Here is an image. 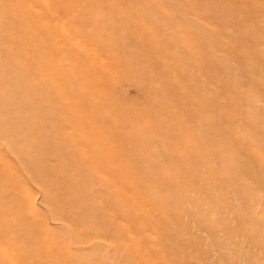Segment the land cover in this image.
I'll return each instance as SVG.
<instances>
[{"label": "rangeland", "instance_id": "1", "mask_svg": "<svg viewBox=\"0 0 264 264\" xmlns=\"http://www.w3.org/2000/svg\"><path fill=\"white\" fill-rule=\"evenodd\" d=\"M69 6L54 18L39 3L34 10L44 13L41 24L62 26L67 47L95 54L97 71L88 75L85 59L69 52L62 56L69 77L34 55L15 67L3 51L0 81L11 84L0 82V106L58 105L59 96L89 86L87 102L105 117L100 128L112 129L110 166L63 168L70 181L78 171L72 176L93 195L74 202L61 176L33 177L0 133V154L14 173L8 190L28 206L12 216L11 203L0 205L2 218L19 223L8 239L0 236V264H264V0ZM25 14L21 3L0 0L1 48L34 47ZM50 75L62 93L49 88Z\"/></svg>", "mask_w": 264, "mask_h": 264}, {"label": "bare ground", "instance_id": "2", "mask_svg": "<svg viewBox=\"0 0 264 264\" xmlns=\"http://www.w3.org/2000/svg\"><path fill=\"white\" fill-rule=\"evenodd\" d=\"M14 1L16 3H21V6L24 9H26V12L29 14L28 18L27 15L25 14L23 19L27 21L28 19L32 18L30 22H33L34 25L32 28V34L36 36V39H34L36 44H34V47L33 46L31 48L27 47L28 48L27 50L26 49L19 50L18 48H16L15 50L3 49V47L2 48L0 47V53L2 54L4 51L6 55L10 58L8 60L11 62V64L15 65V67H18L21 64V62H23L22 60L29 59V56L33 57L34 55L35 57L38 56L40 58H44V60L49 59V61L52 62V64L49 66H51L52 69L53 68L55 69V73L61 72L62 74L64 70V64H63L64 61L62 60V56L68 54L69 52V54L70 53L74 55L76 54L80 58L82 56V58L85 59V61L84 60L83 61L85 62V71L88 75H91L93 74V72L97 71L95 69L96 68L95 64L91 65V62H94V60L92 59H94L93 55L95 54L86 51L84 49L86 47L80 48L79 47L80 45L78 46V49L76 47H73V44H75L73 43V41H72L73 43L72 47L69 46L67 47V45L63 43L62 40V38L65 37L62 26L53 25L52 27L49 28L44 25L45 23L43 24V21L41 24L40 23V20H42L41 16L44 13H38L35 12L34 10L35 6L39 3L46 10L47 17L54 18L55 14H53L52 16L51 13L52 11L56 12L57 14H59L58 12L69 11V8L72 9V7L69 6V1H74V0H14ZM222 1H226V0H222ZM34 17H36L38 21H35ZM55 20L56 19H54V21ZM26 21L23 20L22 22L25 23ZM65 39H66L65 42L67 43V39L69 38H65ZM24 43H27V41H25ZM24 43H22L21 40L18 41L19 47H21V45L23 46ZM19 54L20 56L18 58H14ZM76 55L74 57H77ZM23 56L25 57L20 59ZM94 57L98 59L97 56ZM100 65H101V61H100ZM56 70L58 71L56 72ZM63 74L67 75L68 77L70 76L69 74H66V72H64ZM53 75L49 76V77H53V79H48L47 77L46 82L48 81L49 88L56 90L58 92V89H60L59 85H61V83L58 80H56L57 78L55 79ZM35 77L36 74L29 75L25 78V80L23 79L21 83H29V82L32 83L34 82ZM0 82L7 87H9L8 84H11L9 80L7 81L1 80ZM88 87L89 86L86 85L78 86L77 89L78 92L75 95L61 94L62 96H59L58 105H40V104L22 105L21 104L22 106H18L16 108L17 109L16 112L13 111L15 108L10 110L8 108L0 106V133L2 136L1 139H4L5 134L7 135L10 142L14 144V149L18 152L17 154V152L14 151V153H16L19 156V158H21L22 160L29 162L28 163L29 168L31 170L35 169L36 172L33 174V177L35 178L38 177L39 181L40 178L44 179V177L51 178L52 176L55 175L61 176L67 183L63 181V183L59 182L58 185L62 187V190H66L68 192L71 191V194L73 196L69 200H73L74 202H77L78 198H87V200H90L93 195L88 188H86V190H82V183L80 182V180L75 179L76 176L75 177L72 176V175H77V173H79L78 171H75V173L73 174V172L70 170L71 172V181H70L69 178L67 177L70 174L67 173L63 168L66 167L68 168L69 165H72L69 164L70 162H75L73 166H76L77 168L90 167L92 169L95 168L108 169L110 166L109 165L110 164L109 134H111L112 129L109 130V134H108V132L105 133L103 127H102L103 130L100 128L101 123L99 122L103 121L105 117L102 116L101 114L100 115L98 114V112H100V110L102 109L101 107L97 106L99 104L93 102H87L88 100H90L92 96L91 93L93 92L90 91ZM62 90L60 89L59 92L62 93ZM42 96L44 97L43 94ZM104 122H106V120ZM96 125L98 126L96 127ZM125 126H127V123L126 125H124V127ZM32 137L34 138L33 141H32ZM46 148L48 150V153ZM24 150L28 151L27 155L24 153ZM40 153L41 155L39 156ZM57 160H61V161L58 162ZM0 175H2V178L0 179V205L3 204L4 202L11 203L15 210L14 212H12V216L15 215L17 212L26 213L24 211L28 209V206L23 202L16 201L15 199H17L16 197L18 195L15 194V192L13 191L8 190L9 188L8 184L12 180V176H14V173L10 169L9 165L4 162V158L3 156H1V154H0ZM67 179L69 180V182ZM19 183L20 182L18 181V179H15V181L13 180V184H15L14 186H16V188H20ZM59 201L65 203L66 199L63 198L60 199ZM3 215H4V211L2 212L0 210V236L2 235L1 238L6 237L5 238L6 240L9 238V236H11L10 234L14 231L13 227L16 224L18 225L19 223L18 221H16L17 219H15V221L13 220L14 222L12 221L11 223L10 222L8 223L4 218H2ZM86 217L88 216L86 215ZM4 224L5 225L8 224V225L7 227L2 228ZM54 250H57V248H55ZM49 253L50 252H48V254ZM4 254L5 257L12 262L14 261L16 262L17 260H19V255L13 249H5ZM45 255L47 254L45 253ZM37 262L39 261L37 260Z\"/></svg>", "mask_w": 264, "mask_h": 264}]
</instances>
